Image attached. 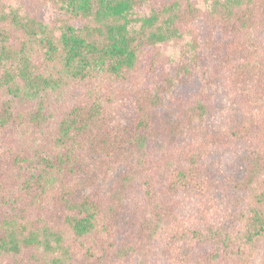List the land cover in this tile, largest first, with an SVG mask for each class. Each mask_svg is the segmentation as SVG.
Returning a JSON list of instances; mask_svg holds the SVG:
<instances>
[{
	"label": "trees",
	"instance_id": "trees-1",
	"mask_svg": "<svg viewBox=\"0 0 264 264\" xmlns=\"http://www.w3.org/2000/svg\"><path fill=\"white\" fill-rule=\"evenodd\" d=\"M38 1L65 20L46 23L35 0H0V264H264V117L233 108L225 132L212 105L181 117L165 109L201 66L202 47L214 56L211 85L228 84L249 106L264 100V0H206L205 9L174 0L149 14L146 0ZM200 19L228 37L186 42ZM176 44L178 65L158 79L163 48ZM100 75L148 78L125 123L92 96L55 117L58 90ZM187 137L200 149L166 174L155 167L150 143L165 155ZM163 193L209 196L224 220L198 213L181 223L154 204Z\"/></svg>",
	"mask_w": 264,
	"mask_h": 264
},
{
	"label": "rangeland",
	"instance_id": "rangeland-1",
	"mask_svg": "<svg viewBox=\"0 0 264 264\" xmlns=\"http://www.w3.org/2000/svg\"><path fill=\"white\" fill-rule=\"evenodd\" d=\"M174 1V0H146L143 8L140 9V12L143 14H149L150 11L154 8L159 9L165 3ZM182 5L186 3V0H178ZM194 3L201 9H205L206 0H193ZM36 6H32L33 9H36L39 12L40 17L46 23H54L56 20H65V17H58L59 14L48 5H42L38 0H35ZM62 19V20H61ZM61 24V23H60ZM186 42L192 39L193 37H198L201 45L206 41L213 39L227 38L228 36L222 35L217 32L214 33L207 28L206 22L204 19H200L195 23H192L185 30ZM180 46L172 45L169 47L163 48V57L161 63L157 70V78L161 79L162 75H165L169 72H173V67L179 63L180 55ZM206 49L202 47L201 53L203 55L201 66L194 72L193 76L188 80L187 83L178 86L174 91L172 96L168 98V103L166 110L174 111L178 116L184 115L190 109H193L199 104L212 105L215 107V116L219 117V122L222 125L223 131L228 132L229 128L226 126V120L230 115V112L233 108L238 109L239 112L234 110V113L243 117V116H254V118L259 122L264 117V100H258V97L255 99L257 103L249 106L246 100L245 95L241 94L240 91L232 89L228 84L220 85H211V78L213 76L212 62L214 56L209 54ZM148 59L146 56H143L142 59V68L146 65ZM149 82L148 78L145 75L141 76L140 83H122L116 81L109 76L100 75L98 76L94 83L88 87L69 85L63 86L58 90V95L55 94L50 101L51 108L55 109L54 115L57 118V115L60 112V109L70 106L72 103H78L80 100L87 99L89 96L98 97L103 100H108V105L114 113V116L117 120L125 123L126 117L131 116L135 111V101L139 88L144 87ZM254 97V95H252ZM264 99V98H263ZM56 107V108H55ZM227 127V128H226ZM187 145L185 147H173L169 153L161 155L156 152L154 144L150 143V147L146 148V152L151 156V161H155V167L161 168L162 172L166 174L168 166L178 164L187 158L191 151L192 147L200 149V145L195 144L193 138H186ZM224 144L227 145L229 154H235L236 148L234 143L230 139H225ZM245 149L252 148V146H242ZM264 151V149H263ZM159 157V158H157ZM139 158V153H136L135 159L131 160L137 161ZM154 167V168H155ZM153 168V169H154ZM152 169V170H153ZM160 170V171H161ZM154 175L157 173L153 172ZM142 177H148V173L143 174ZM113 180H111L107 185L101 186L104 191L107 193L109 187L111 186ZM143 182V178L141 179ZM144 184V183H143ZM142 190H138L140 194L143 193V187L146 185H141ZM112 197V194L109 195ZM200 198L195 199H184L178 196H172L166 193L160 194L154 200V204L159 205L165 210V213L169 212L170 209L174 211V214L177 216V220L181 223H190L187 222V215L197 216L198 213H202V217H198V220L202 219L204 223L208 222H218L224 220L221 215L220 210L215 206V200L209 196L202 197L201 201H197ZM250 199V197H249ZM156 201V203H155ZM154 206V205H153ZM157 206L158 209L161 208ZM92 239L90 238L88 242ZM139 261L138 258L134 260L128 259H119L113 260L111 264H135ZM76 264H80L78 259H75ZM144 264V263H143Z\"/></svg>",
	"mask_w": 264,
	"mask_h": 264
}]
</instances>
